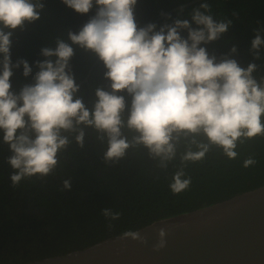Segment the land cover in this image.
<instances>
[{"label":"clouds","instance_id":"obj_1","mask_svg":"<svg viewBox=\"0 0 264 264\" xmlns=\"http://www.w3.org/2000/svg\"><path fill=\"white\" fill-rule=\"evenodd\" d=\"M61 2L81 15L90 13L94 6L96 11L78 32H68L71 44L58 39L55 49H42L48 59L36 62L34 82L16 93L11 91L13 70L22 66L27 78L32 66L23 59L12 62V36L15 30L22 31L26 24L39 20L44 4L40 0H0V133L11 153L6 162L13 170V187L54 171L58 151L69 143L61 131H73L74 125L92 126L107 135L106 161L123 157L130 147L121 135L126 110L127 127L139 134L134 142L158 158L162 168L176 157L180 139L189 135H203L207 143L193 139L191 143L198 150L189 148L182 162L202 160L212 145L235 159L238 143L264 136V79L258 82L253 77L256 64L245 69L231 58L235 47L219 59L209 55L206 46L220 39L231 21L215 20L208 3L194 8L191 20L177 18L158 27L137 23L138 0ZM183 32H187L186 37ZM71 45L94 53L107 70L105 79L111 82L110 91L96 90L91 111L81 99H74L78 87L66 71L74 52ZM262 47L264 38L257 31L251 41L256 59ZM126 96L131 98L130 105ZM84 135L81 130L76 137L81 146ZM254 163V159H246L244 167ZM190 183L181 169L173 176L170 189L179 194ZM63 186L70 189L71 180H64ZM102 214L112 220L120 217L111 209ZM123 237L140 239L139 233L132 231Z\"/></svg>","mask_w":264,"mask_h":264},{"label":"trees","instance_id":"obj_2","mask_svg":"<svg viewBox=\"0 0 264 264\" xmlns=\"http://www.w3.org/2000/svg\"><path fill=\"white\" fill-rule=\"evenodd\" d=\"M194 1L197 0H138L136 21L145 26L163 13ZM40 2L44 4L40 19L26 24L22 31L15 30L12 36V62L23 59L32 66V74L27 78L22 66L13 70L11 91L16 93L34 82L36 62L48 59L42 55V49H55L58 39L71 44L68 32H78L96 11L94 6L90 13L81 15L61 0ZM205 2L215 20L231 21L227 32L206 46L209 55L219 59L235 47L237 51L231 58L245 69L256 64L253 77L258 82L264 79V47L259 59L251 51L257 31L264 38V0H201L155 24L159 27L177 18L191 20L192 10ZM182 35L186 37L187 32ZM71 46L74 52L66 71L75 85L88 76L74 99H81L91 111L97 100L96 90L110 91L111 82L105 79L107 70L102 61L93 66L98 58L94 53ZM50 59L55 61V57ZM130 99L126 96L129 105ZM127 118L126 110L122 114L121 135L130 147L123 157L106 161L107 135L92 126L74 125L73 131H61L69 143L58 151L54 171L47 177L22 180L16 187L10 180L13 170L6 162L11 153L0 133V264H28L81 251L125 232H135L156 221L206 208L264 186V136L238 143L235 159L227 158L221 148L212 145L202 160L182 162L181 157L189 148L198 150L191 143L193 139L207 143L203 135H189L180 139L176 157L162 168L158 158L134 142L139 134L127 127ZM261 122L264 124V116ZM81 130L85 133L83 146L76 140ZM249 158L255 163L245 168L244 161ZM181 169L191 183L183 192L173 194L170 184ZM69 179L71 188L65 189L63 181ZM31 207L38 212L32 213ZM104 209L118 212L119 219L106 218L102 214Z\"/></svg>","mask_w":264,"mask_h":264},{"label":"water","instance_id":"obj_3","mask_svg":"<svg viewBox=\"0 0 264 264\" xmlns=\"http://www.w3.org/2000/svg\"><path fill=\"white\" fill-rule=\"evenodd\" d=\"M135 232L28 264H264V186Z\"/></svg>","mask_w":264,"mask_h":264},{"label":"flooded vegetation","instance_id":"obj_4","mask_svg":"<svg viewBox=\"0 0 264 264\" xmlns=\"http://www.w3.org/2000/svg\"><path fill=\"white\" fill-rule=\"evenodd\" d=\"M163 15H164V13H163ZM163 15L159 16L158 18H156V19L153 21V23H156V22L159 21L161 18H162V19L165 18V17H162ZM31 212H32V213H33V212H38V210H36L35 208H32V207H31Z\"/></svg>","mask_w":264,"mask_h":264},{"label":"bare ground","instance_id":"obj_5","mask_svg":"<svg viewBox=\"0 0 264 264\" xmlns=\"http://www.w3.org/2000/svg\"><path fill=\"white\" fill-rule=\"evenodd\" d=\"M32 197V196H31ZM33 199V198H32ZM28 207V206H27Z\"/></svg>","mask_w":264,"mask_h":264}]
</instances>
